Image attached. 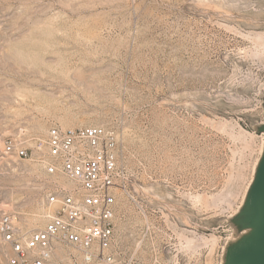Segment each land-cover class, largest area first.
<instances>
[{
    "label": "rangeland",
    "instance_id": "374dc122",
    "mask_svg": "<svg viewBox=\"0 0 264 264\" xmlns=\"http://www.w3.org/2000/svg\"><path fill=\"white\" fill-rule=\"evenodd\" d=\"M52 127L114 133L113 264H264V0H0V216L17 232L74 188L34 152ZM52 260L86 264L60 242Z\"/></svg>",
    "mask_w": 264,
    "mask_h": 264
},
{
    "label": "built area",
    "instance_id": "2783aa9c",
    "mask_svg": "<svg viewBox=\"0 0 264 264\" xmlns=\"http://www.w3.org/2000/svg\"><path fill=\"white\" fill-rule=\"evenodd\" d=\"M5 154L27 157V150L4 147ZM34 152L49 175L60 173L74 184L47 196L54 206L43 229L17 232L8 215L0 216V239L11 247L9 264H55L53 245L72 246L86 264H113L109 249L114 240L117 187L122 170L116 164L114 133L101 127H52L46 139L35 140Z\"/></svg>",
    "mask_w": 264,
    "mask_h": 264
},
{
    "label": "water",
    "instance_id": "95a60500",
    "mask_svg": "<svg viewBox=\"0 0 264 264\" xmlns=\"http://www.w3.org/2000/svg\"><path fill=\"white\" fill-rule=\"evenodd\" d=\"M262 248H263L262 251H263V253H264V247L262 246Z\"/></svg>",
    "mask_w": 264,
    "mask_h": 264
}]
</instances>
